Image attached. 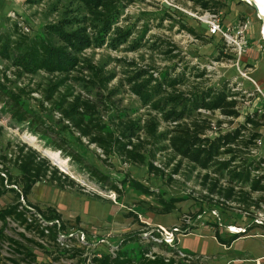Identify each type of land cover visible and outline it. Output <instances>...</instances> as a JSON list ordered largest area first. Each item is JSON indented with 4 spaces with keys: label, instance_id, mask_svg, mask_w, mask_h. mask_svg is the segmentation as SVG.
<instances>
[{
    "label": "rangeland",
    "instance_id": "obj_1",
    "mask_svg": "<svg viewBox=\"0 0 264 264\" xmlns=\"http://www.w3.org/2000/svg\"><path fill=\"white\" fill-rule=\"evenodd\" d=\"M119 1L127 4V7L106 36L104 46L84 51L79 57L81 63L77 70L70 74L40 73L28 76L0 59V83L8 90L22 95L26 109L37 113L43 122L68 138L72 147L86 158L87 164L109 176L108 185L101 186L96 179L68 159L62 158L57 151L45 148L44 141L29 133L25 125L14 126L12 116L4 112L1 105L0 125L4 132L0 137V155L10 154L14 146L26 144L42 156V152L52 151L66 162L70 172L68 168L67 172L59 169L75 181V189L62 190L43 181L34 187L29 201L43 210L55 208L69 229L84 231L94 242L108 238L116 247L130 236L137 235L136 239L140 236L144 238L140 244L147 248L151 245L149 242H153L151 236L158 234L161 237L158 232L161 227L168 231L178 228L185 233L175 236L179 248L202 256L203 264H264V225L255 222L260 217L264 220L263 209H249L234 203L212 206L206 198L209 196L207 187L202 184L204 172L194 170L184 161L179 173L173 175L180 159L174 158L170 150L157 152L155 159L150 158L155 166L163 170L162 175L152 173L147 165L126 162L118 156L105 160L100 149L88 147L78 141L72 132L64 129L65 126L60 124L59 114L53 109V103L46 99L49 85H55L64 79V85L58 89L54 99L63 93L81 95L96 105L101 120L106 124L115 126L122 118L125 121L134 120L144 126L148 121L156 120L161 122L160 132H164L167 124L160 115L142 105L132 92L130 80L137 71L149 70L155 78L168 72L170 77L182 81L176 90L187 94L211 88L219 90L226 86L238 94L241 116L230 121L218 112H203L216 126L208 135L212 136L221 129L234 130L244 124L247 116H255L258 112L256 120L263 124L259 129L262 137L244 157L250 161L263 160L264 111L261 110L264 109V51L261 46L264 42L260 33L262 21L256 10L238 0H215L220 3L216 11L222 14L224 32L234 40H237L242 25L246 22L250 24L247 33L250 47L239 58L233 45L222 34H209L207 26L201 20L206 10L192 1ZM83 17L90 18V15L79 0H0V34L18 23L29 36L35 37L43 34L46 25ZM79 27H87L90 35L94 33L88 22L74 24L73 29L69 30ZM123 32H129L126 41L115 47L117 43L114 44L113 40ZM91 66L98 68L102 76L109 80L93 86L91 82L95 80V73ZM72 98L69 97L68 100ZM252 131L253 128L249 126L246 133ZM161 146L166 145L159 147ZM156 148L151 142H147L144 152L150 155ZM7 167L14 176H19L13 163L8 162ZM127 177L138 180L167 200L180 198L182 201L171 214L163 215L156 197L144 196L130 187L123 189L122 181ZM113 184L119 187L120 193L112 189ZM212 197L216 200L219 198L218 195ZM13 201L14 195L11 193L0 197V210ZM248 227V231L241 234L242 237L231 246L220 244L216 238V231H219L220 238L229 239L234 229ZM7 232L17 234L10 229ZM22 242L31 251H36L26 240ZM158 245H152L153 251L169 256ZM94 251L108 254L110 248L106 244H100ZM6 254L3 251V255ZM44 257L38 254L40 262L46 261ZM0 264L8 263L2 260Z\"/></svg>",
    "mask_w": 264,
    "mask_h": 264
},
{
    "label": "trees",
    "instance_id": "obj_2",
    "mask_svg": "<svg viewBox=\"0 0 264 264\" xmlns=\"http://www.w3.org/2000/svg\"><path fill=\"white\" fill-rule=\"evenodd\" d=\"M79 1L90 18H74L46 25L43 34L35 37L29 36L18 23L13 24L10 30L0 34V59L8 62L19 73L28 76L40 73L67 75L76 71L81 63L80 55L92 47L104 46L106 36L127 7V4L119 0ZM125 1L130 3L133 0ZM188 1L211 12H217L220 6L215 0ZM87 22L94 31L91 35L87 27L69 30L73 29L74 24ZM128 35L129 32L120 33L119 38L113 40L114 44L117 43L115 47L126 41ZM91 69L95 73V80L91 82L93 86L109 80L102 76L98 68L91 66ZM130 83L133 94L140 99L142 105L157 112L167 124L164 132H160L161 122L156 120H150L144 126L134 120L125 121L122 118L115 126L106 124L101 120L96 105L81 95L63 93L54 99L58 89L64 85V79L55 85H49L46 99L53 103V109L59 114L60 124L65 126L64 129L72 132L78 141L88 147L95 146L100 149L105 160L118 156L126 162L147 165L152 173L162 175L163 170L155 166L150 158L155 159L157 152L170 150L174 158L180 159L173 175L179 173L184 161L194 170L204 172L202 184L207 187L209 196L206 198L212 206L234 203L249 209L264 210V159L250 161L244 157L262 137L259 129L263 124L256 120L258 112L255 116H247L244 124L234 130L221 129L220 132L209 136V132L216 126L203 112L210 114L218 112L230 121L241 116L238 109V94L233 93L231 89L225 86L219 90L211 88L187 94L176 90V87L182 84L179 78L170 77L168 72L155 78L154 74L146 69L137 71ZM69 97H73L72 100H68ZM0 105L4 112L12 116L14 126L25 125L29 133L44 141L45 148L61 152L64 159H69L72 164L87 172L101 186L108 185L109 176L87 164L86 158L72 147L68 138L43 122L37 113L26 109L22 95L8 90L1 83ZM249 126L253 131L246 133ZM3 132L4 128L0 125V137ZM147 142L157 147L150 155L144 152ZM160 145L166 146L159 147ZM8 162L13 163L19 176H14L10 172ZM43 181H48L62 190L76 187L74 180L60 172L50 160L26 144L16 145L10 154L0 155V197L8 193L14 195V201L0 210V261L7 263L10 261L13 264H50L47 263L49 258L53 257L54 261H58L61 257H68L79 260L80 264H86V259L82 258L85 249L61 248L57 243L58 226L48 224L43 227L40 224L41 221L46 223L60 221V232L69 229L55 208L48 207L43 210L29 201L34 187ZM122 186L123 189L130 187L147 197H156L163 215L171 214L182 201L180 198L167 200L162 194L129 177L122 181ZM112 189L120 193L116 184L112 185ZM213 195H218L219 198L216 200ZM9 220L17 227L11 226ZM214 226L218 228L217 224ZM7 229L14 230L17 234H11L12 237L7 234ZM19 229L25 232H20ZM248 229L249 227L246 228V232ZM155 235L157 238L160 237L158 234ZM16 236L18 239L14 238ZM136 236L123 240L114 248L113 253L103 254L102 258H93L92 264H185L177 259L178 249L194 258L188 264H203L202 256L179 248L177 241L173 246L165 243L158 245V242L153 241L149 242L151 243L149 247L143 248L141 240L144 241V238L140 236L136 239ZM19 237L36 248V251L27 248ZM241 237V234H233L229 239H222L219 231H216V238L222 245L231 246ZM37 239L45 241L49 248L40 244ZM8 244L14 251L13 255L18 254L19 258L13 259L3 255ZM152 245L161 246L169 256L154 252ZM38 254L45 256L46 261L40 262Z\"/></svg>",
    "mask_w": 264,
    "mask_h": 264
},
{
    "label": "built area",
    "instance_id": "obj_3",
    "mask_svg": "<svg viewBox=\"0 0 264 264\" xmlns=\"http://www.w3.org/2000/svg\"><path fill=\"white\" fill-rule=\"evenodd\" d=\"M241 3H245L251 7H253L254 5L251 3V1L249 0H238ZM254 8V7H253ZM255 9V8H254ZM257 12V9H255ZM258 14V18L259 20L262 21V26L264 25V19L260 16L259 11L257 12ZM221 16L222 14L220 12H211V11H205L203 16H202V21L203 23L207 26L208 32L211 36H217V35H223L224 38L226 39V41L230 44L233 45L235 51L237 52V55L239 56V58H241L249 49L250 47V40L249 37L247 36L248 33V29L250 27L249 22H246L244 25H242V27L240 28L238 34H237V40H234L232 37H230L227 33L224 32V28L222 26V20H221ZM261 26V28H262ZM261 36H262V32ZM262 41L264 42V37L262 36ZM264 45L261 46V49H263L264 51ZM216 129V128H215ZM260 144V142H258ZM59 155H61V152H58ZM47 156V155H46ZM43 156L45 158H47L48 160H50L48 158V156ZM62 156V155H61ZM63 158V157H62ZM69 160V159H68ZM51 161V160H50ZM70 161V160H69ZM68 161V162H69ZM51 164L56 167V168H60L58 166V164L54 163L53 161H51ZM60 170V169H59ZM64 174L67 175L66 172H63ZM33 212H35V210H31ZM38 217L41 219V217L38 215ZM261 219H259V221L256 219L255 222L258 223L259 225H264V220L262 217H260ZM9 222H11V226L13 227H17V225L12 222L11 220H9ZM40 224L45 227L46 225H57L58 229H59V236L57 239V243L61 246V248H66L68 250H72L74 248H78V249H85V254L83 255L82 258L86 259V264H92V259L95 257L98 258H102L103 254L97 253L96 251H94L98 246L101 245H108L110 248V252L109 254L113 253L114 251V246L110 243V240H108V238H104L98 242H94L92 240H90L88 238V235L82 231V230H78L75 228H70L68 229L66 232H60L61 231V223L60 221H54L51 223H46L44 221H41ZM161 230L158 231L159 234L161 235V237L157 238L156 236H151V239L155 242H158L160 244H168L170 246H173L175 244L176 238L175 236H180L183 235L185 233H183L180 229L178 228H173L171 231L166 230L165 228L161 227ZM20 232H25L22 229H19ZM237 233L235 232H231L233 234H245L246 232V228L242 229V228H238L237 229ZM8 233V232H7ZM183 233V234H182ZM10 236H12L11 234H9ZM13 237V236H12ZM28 237H31L28 235ZM109 237V236H108ZM15 239H18L17 237H14ZM37 241L42 244L43 246L49 248V245L40 239H37ZM5 251H6V257L8 258H19L20 255H13V250H11V248L9 247V244L6 245L5 247ZM177 259L185 264L190 263L194 258L184 252H182L181 250L178 249V256ZM47 263L50 264H80L79 260H74V259H69L68 257H61L58 261H54L53 257L49 258ZM8 264H13L10 261H8ZM84 264V263H83Z\"/></svg>",
    "mask_w": 264,
    "mask_h": 264
},
{
    "label": "bare ground",
    "instance_id": "obj_4",
    "mask_svg": "<svg viewBox=\"0 0 264 264\" xmlns=\"http://www.w3.org/2000/svg\"><path fill=\"white\" fill-rule=\"evenodd\" d=\"M251 1V3L257 8V12L259 11L260 16L264 19V0H249ZM262 36L264 37V25L262 26ZM28 141V140H27ZM29 142V141H28ZM43 153V152H42ZM45 153V152H44ZM49 159H51L54 163L58 164V166L60 168H62L63 170H65L67 172V168H68V172H70V167L69 165L64 162L63 160L59 159L56 155H54V153L52 151H47L45 153ZM69 174V173H68ZM229 229V228H228ZM231 232H239L237 231V229H234V231Z\"/></svg>",
    "mask_w": 264,
    "mask_h": 264
},
{
    "label": "water",
    "instance_id": "obj_5",
    "mask_svg": "<svg viewBox=\"0 0 264 264\" xmlns=\"http://www.w3.org/2000/svg\"><path fill=\"white\" fill-rule=\"evenodd\" d=\"M255 9H257L255 6H253ZM43 155L46 156V154L43 152ZM47 157V156H46Z\"/></svg>",
    "mask_w": 264,
    "mask_h": 264
},
{
    "label": "crops",
    "instance_id": "obj_6",
    "mask_svg": "<svg viewBox=\"0 0 264 264\" xmlns=\"http://www.w3.org/2000/svg\"><path fill=\"white\" fill-rule=\"evenodd\" d=\"M262 81H264V80H262ZM264 84V82L262 83V85ZM263 87H264V85H263Z\"/></svg>",
    "mask_w": 264,
    "mask_h": 264
}]
</instances>
